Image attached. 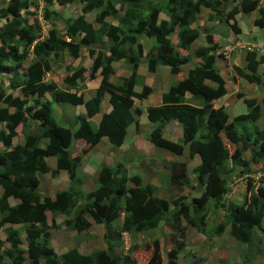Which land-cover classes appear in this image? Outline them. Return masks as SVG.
Listing matches in <instances>:
<instances>
[{"label": "trees", "instance_id": "16d2710c", "mask_svg": "<svg viewBox=\"0 0 264 264\" xmlns=\"http://www.w3.org/2000/svg\"><path fill=\"white\" fill-rule=\"evenodd\" d=\"M1 1L0 229L4 226V238L0 239V264H139L132 256L139 249L148 250L145 264H161L158 239L143 245L131 244L121 254L116 251L124 244L121 234L144 233L159 223L180 232L182 219L208 239L220 236L227 228L239 244L254 241L255 232L262 231L264 224L262 179H248L242 201H224L223 197L230 190L232 174L241 177L264 170V125L256 123L264 118V93L260 103L240 92L226 96L227 82L217 65L223 56L220 44L206 26L197 24L201 7L205 6L212 11L210 20L228 22L236 35L240 27L236 21H229L238 12L237 7L225 12L227 0H161L158 4L150 0H79L81 12L73 17L59 13L54 5L64 7L74 0H42L39 13L50 22L42 39L41 25L35 17L39 2ZM31 6L35 10H30ZM257 6L256 0L241 2V10L246 13ZM93 11L90 22L86 14ZM257 11L253 26L264 30V9L257 7ZM161 12L166 19L159 17ZM57 22H61L63 31L56 28ZM201 32L206 43L193 46ZM144 36L152 41L148 48ZM103 44L105 47H100ZM83 49L89 66L80 64L73 69L63 61L65 54L77 59ZM191 58L195 64L186 76L170 84L159 105L146 107V119L153 126L148 135L143 134L156 148L178 156L187 149L190 158L198 157L199 162L192 166L172 165V183L190 186V193L169 199L156 196L151 183L137 174L128 176L120 162L114 167L100 165L95 186L83 192L79 169L87 152L102 138L113 148L121 147L131 125L139 133L145 131L146 121L139 119L142 111L135 106V100L143 102L152 89L144 84L140 91L135 90L141 60L148 72L155 73L162 65L168 67L171 75L178 76L181 66ZM120 60L128 64L130 75L115 83L112 65ZM262 64L264 53L258 56L255 50L247 49L243 64L232 65L233 78L264 87V72H259ZM55 65L67 71L61 78L62 88L53 80H45ZM97 74L99 85L85 100L88 92H77L79 83ZM47 93H51L54 102L85 105L84 114L74 116L73 127L54 121ZM106 95L111 108L101 114ZM223 96L242 100L249 109L230 120L225 105L216 101ZM99 114L98 120L94 118ZM171 120L180 126L181 143L163 137V128ZM19 129L23 142L13 145ZM47 157L55 158L54 168L47 164ZM238 161L240 167L234 164ZM61 170L67 172L68 189L52 195L41 193L39 175L50 172L55 176ZM10 199L15 203L10 204ZM220 207L224 219L207 225L206 219ZM58 215L65 217L59 224ZM116 221L120 222L118 226ZM93 223L103 227V248L90 253L76 247L56 253L52 248L53 229L63 225L80 233L88 231ZM15 225L22 226L24 237ZM174 231L162 234L167 264H177L178 251L186 248ZM189 254L187 264H203L202 256Z\"/></svg>", "mask_w": 264, "mask_h": 264}, {"label": "rangeland", "instance_id": "374dc122", "mask_svg": "<svg viewBox=\"0 0 264 264\" xmlns=\"http://www.w3.org/2000/svg\"><path fill=\"white\" fill-rule=\"evenodd\" d=\"M36 2H39V8L37 11V17L38 22L41 25L40 31L42 33V39H45L46 37V29H48V26L50 24L49 21L44 20L42 18V15H40L39 11H41L42 6H43V1L42 0H35ZM161 0H150L151 3H156L158 4ZM243 0H227L225 3V12L230 10L233 7H237L238 12L234 15L233 20H230L229 23L236 21V23L240 27L239 33L236 35L233 33L231 26L228 24V22L224 21H212L209 19V15L212 12L209 8L202 6L201 7V12L198 14V20L197 24L199 26H206L208 28L209 33L211 32L214 34L216 40L220 44V50L221 54L223 56L219 57L217 60V65L219 66L221 73L223 76H225L226 79V86H227V94L226 96H232L235 92H240L244 97H247V99H255L257 102L260 103V99L264 93V87L262 86H256L253 83H248L244 79H240L238 77L233 78L234 70L232 68V65L236 63L237 65H242L243 64V57L245 54V51L247 49L250 50H255L259 55L264 53V30H260L253 26V20L255 17L258 15L257 7H263L264 9V0H256L257 2V7L252 8L251 10L248 11V13L243 12L241 10V2ZM249 1H254V0H249ZM2 1L0 0V3ZM81 3L79 0H74L71 4L68 6H59V5H54V9L58 11L59 13L63 15H69V16H76L81 12ZM30 10H35L34 6H31L29 8ZM139 9L143 11V6H140ZM144 14V13H141ZM94 11L91 13L86 14V18L88 21L92 22L94 18ZM163 18H167V16L162 12L161 15ZM54 19V17H53ZM53 19L51 21H53ZM31 20V19H29ZM54 22V21H53ZM1 24V22H0ZM56 28L61 32L63 31V25L61 22L56 23ZM148 39L147 37H143V41L146 42L145 46L148 48L150 45L148 44ZM205 35L201 32L200 36L197 38V40L193 43V46H201L206 43L205 41ZM151 42V41H150ZM176 42V40H175ZM148 45V46H147ZM100 47L104 48V44L100 45ZM190 53H192V47L190 49ZM64 62L70 63V66L72 68L78 67L80 64L84 66H89L90 60L88 59V56L86 54V51L83 49L82 52L80 53L79 57L77 59L71 58L69 55L65 54L63 57ZM194 58H191V60L181 66V73L176 76V75H171L165 76L163 73L159 74V77L156 79V81L151 85H148L151 87L152 92L149 94V96L140 103H143L145 105H155L158 100H161V96L157 95L158 90L162 88V83L166 82L168 84H173L176 82L179 78L186 76L187 71L193 67L195 64ZM29 61L27 60L26 63ZM141 63H144V60H141ZM162 66V65H160ZM129 67V66H128ZM119 68V66H117ZM66 69L64 67H57L55 65V68L52 69L51 72L46 73L45 75V80H53L54 82L57 83V85L62 88L61 85V78L66 74ZM146 73L147 70L146 68L142 67L139 71L137 69V79L135 83V90L140 91L141 87L146 84L144 81V78L142 79L140 77V74ZM259 72L263 73L264 72V64H262L259 67ZM130 75V71L127 72L125 75H122L123 78H128ZM114 76L113 80H116V83H119V78H116ZM100 80V77L98 78V81ZM90 81L89 78H86L83 82L79 83V88L76 90L77 92H80L81 90L84 92H88V94H85V100L90 98V96L93 95V91L87 89L86 83ZM82 85V86H81ZM147 85V84H146ZM170 86V85H169ZM98 87V86H97ZM89 90V91H87ZM167 90V87L165 88ZM47 100L51 101V107L50 110L52 112V116L54 121L57 124L60 125H69V126H74V114L77 112H82V110H85V105L84 104H79V105H70L67 103H59V102H54L51 100V93L46 94ZM107 99V95L105 96ZM226 97H222L217 101L218 104L225 105V109L227 113L229 114L230 120L232 117L235 115H238L240 113L246 112L249 107H247L242 100L236 99V98H231L228 100ZM137 100H135L136 102ZM229 101V102H226ZM226 102V103H225ZM138 103V102H136ZM136 106V105H135ZM263 114V110L261 111ZM98 117L100 116L97 115ZM142 119V118H139ZM144 124V133H138L140 137H143L147 139L145 136L146 134L148 135V132L152 129L153 124L147 121ZM179 128L177 129H172L171 133H169L166 129L162 131L163 137L172 140L177 143H181V129L176 120H173ZM258 125L261 127L264 125V118L261 117L259 120L256 121ZM18 136L14 138L13 140V145L16 143H22L23 142V136L22 133L20 132V129L18 131ZM145 134V135H143ZM131 136V134H130ZM130 136H127L126 138V148L124 150H119V148H114V152H110V154H107V144L105 142H101L96 148L91 149L86 155L83 156L81 167L83 164H87L89 166L90 170L95 169L94 167L101 164V162H105L106 164L111 165H116V162H120L127 173L128 176L137 174L143 177L145 180L149 179L147 177L146 173V165L144 163L146 162V159H148L150 156L153 157L155 160V165L153 164L152 167L154 166L153 173L155 175V181H152L153 183L156 182V176H157V182L155 183L157 190L159 191L160 186L162 184H165L163 182V177H165V181L168 183L169 187L161 190L162 195L166 196V199H169L175 195H188L191 191L190 186H183L179 189H174L173 187H176L172 183L171 175L172 172H174V169L172 165L174 163H184L185 165L192 166L195 161H193V158H190L187 154V149L186 153L182 156H178L172 153L167 152L164 149L161 148H154L152 145L151 147L153 150H148L145 145H142L141 150L133 151L131 147H129L128 143L131 141ZM148 143L152 144L148 139ZM45 140L42 142L41 145H44ZM125 143V141H124ZM123 143V145H124ZM122 145V146H123ZM2 147V144H0V148ZM138 149V148H137ZM80 149H78L79 151ZM138 152V153H137ZM149 152L150 155H147ZM110 159V160H109ZM115 160V164H113L112 161ZM109 160V161H108ZM157 160V161H156ZM195 160L199 159L196 156ZM235 165H238L240 167V162H235ZM97 168V167H96ZM98 169V168H97ZM148 173L151 172L152 168H149ZM176 173H178L180 170H175ZM80 172V169H79ZM260 173H264L261 171ZM40 176L41 179V184L39 186V191L41 192L42 189L44 188V185L46 183V180L43 178L44 176ZM97 176V173H95V177ZM191 176V175H190ZM250 177H254L255 179L260 178L258 174H243L241 177H236L234 174L230 176V182H229V192L226 196L227 201H242L244 195H245V187H246V182ZM253 178V179H254ZM94 183V179H90L89 181V188L91 189L90 185ZM177 183V182H176ZM171 184V185H170ZM167 193H170L171 195L168 196L166 195ZM160 195V194H159ZM161 196V195H160ZM168 196V197H167ZM216 209V208H215ZM220 211V212H219ZM223 209L220 208L214 215H210L206 221L207 225H215L217 224L220 220L224 219L223 216ZM116 225H119V221H116ZM63 226V225H62ZM21 232L20 235H24V229L22 226L15 225ZM64 229H67L70 234H66L63 231L64 230H54V236L52 237L53 241V247H55L56 250H54L56 253L57 251L61 250L63 243L64 246H70V247H77L79 248L80 252L84 253H90L93 250L101 249L105 246V243L103 242L102 235H103V227L98 224H92L89 228L88 231H83L80 233H76L71 231V229L66 228V226H63ZM181 231L178 233L177 231H174L175 229L173 227L172 230L175 232V237L179 241H183L186 244L185 250L178 251L177 253V260H179V264H187L189 261V253L193 252L198 256L203 257V264H264V224H263V230L262 231H256L255 232V239L252 243L250 244H239L237 241H235L228 233L227 228L220 234V236L213 235L209 239L206 238L205 236L201 235L198 233L195 229V227L190 226L186 223L184 219L181 220ZM171 228L167 226H162L159 230L158 233L160 240H162V263L161 264H167V258L164 255L163 248L165 245V240L163 238V233H171ZM4 226L0 229V239L2 240L4 238ZM154 233H157V230L150 234L146 233H129L128 236L122 237V240L124 242L123 246H119L116 248V251L119 253H125L127 250H125L128 246H131V244L137 243L143 245L145 242H149L150 240H153ZM122 235V234H121ZM170 235V234H169ZM260 239V241L258 240ZM51 244V242H50ZM130 244V245H129ZM160 244V243H159ZM141 247V246H139ZM125 248V249H124ZM65 250V249H63ZM61 250V252L63 251ZM190 251V252H189ZM148 250L144 251L143 249H139L138 251H133L132 256L136 259V261L139 264H145L147 262L148 258Z\"/></svg>", "mask_w": 264, "mask_h": 264}, {"label": "crops", "instance_id": "0c3cea01", "mask_svg": "<svg viewBox=\"0 0 264 264\" xmlns=\"http://www.w3.org/2000/svg\"><path fill=\"white\" fill-rule=\"evenodd\" d=\"M160 18L161 19H165V18H163L162 16H160ZM151 41V40H150ZM149 40H148V44L149 45H152V41L150 42ZM107 42V41H106ZM144 43H146V42H144ZM148 46V45H147ZM143 64H145V63H140V67H138V71L142 68V67H144L143 66ZM113 69H114V72L116 73L115 74V76L117 75V77L116 78H119V81H121V78H122V75H125L127 72H129L130 71V68L128 67V64L125 62V61H122V60H120V61H117L116 63H114L113 65ZM117 66H119V68H117ZM145 68V67H144ZM160 73H163L165 76H169V71H168V67L167 66H158L157 67V70L155 71V73H153V72H144L143 74H140V77L143 79L144 78V81H145V83L147 84V85H151L152 83L151 82H155L156 81V79L159 77V74ZM98 78H99V76H98V74L96 75V77L95 78H93V79H89L90 81H88L87 83H86V85H87V89H89L90 91L92 90H94L95 88H97V86L99 85V81H98ZM115 83H116V80H113ZM169 85L170 84H168V83H166V82H164V83H162V88H160L159 90H158V94L157 95H162V93L165 91V88L167 87H169ZM89 90H87V91H89ZM89 91V92H90ZM136 102H138V103H136ZM135 102V105H136V107H138L139 109H141V115L139 116L140 118H142V120H145V117H146V114H145V109H146V107H147V105H145V104H143V103H140V101H136ZM161 103V100H158L157 102H156V104L155 105H159ZM152 105V104H151ZM77 106V105H76ZM149 106V105H148ZM110 108H111V106H110V104L106 101V98H104L103 99V101L101 102V111H100V113L102 114V113H104V112H108L109 110H110ZM84 112H85V110L83 109L82 110V112H77V113H75L74 114V116L76 115V114H84ZM94 118H96L97 120H98V117H97V115L94 117ZM93 120V119H92ZM94 121V120H93ZM173 120H171L170 122H168L167 123V125L164 127V129H166L169 133H171V130L172 129H177V128H179L178 126H176V124L174 123V122H172ZM95 122V121H94ZM96 123V122H95ZM163 129V130H164ZM138 130H136L135 128H134V126H130V127H128L127 128V133H126V135H125V139H124V141H125V143H124V145L123 146H121V147H116V148H119V150H124V148H126V146H127V144H126V138H127V136H130V134H131V136H130V139H131V141L128 143V145H129V147H131L132 148V150L133 151H139V150H141L142 149V145H145L146 146V148L150 151V150H153V148L151 147V145L153 146V144H150V143H148V141H147V139H145V138H143V137H140V135H138ZM101 142H105V144H107V142H108V140L106 139V138H102L101 140H100V142L96 145V146H94L93 148H96ZM154 147V146H153ZM92 148V149H93ZM138 148V149H137ZM155 148V147H154ZM0 149H2V147L0 148ZM114 148H113V146L108 142V146H107V154H110V152H114V150H113ZM88 153V152H87ZM138 153V152H137ZM150 153L151 152H149L147 155H150ZM186 153V152H185ZM86 155V154H85ZM196 157V156H195ZM195 157L193 158V161H195V164L198 162V160H195ZM110 160V159H109ZM108 160V161H109ZM114 160V159H113ZM157 161V160H156ZM46 162H47V164L49 165V167L50 168H54L55 167V165H56V161H55V158L54 157H47L46 158ZM113 162V164H115V160L114 161H112ZM82 163V162H81ZM155 160L153 159V157L152 156H150L148 159H146V162L144 163V165H146V173H147V177L149 178L147 181L149 182V183H151L153 186H154V188H155V192H154V195H156V196H159V197H163V198H166V196L165 195H162V193H161V190L163 189V187H165V188H167V187H169V185H168V183L164 180L165 179V177H163V182L165 183V184H162L161 186H160V189H159V191L157 190V187L155 186L156 184V182H157V176H156V182L155 183H153L152 181H155V175H154V173H153V170H154V166L152 167V165L154 164L155 165ZM102 164H105V165H107V166H109V167H114V165H111V163L110 164H106L105 162H101V164L100 165H102ZM116 164H118L117 162H116ZM100 165H98L97 164V166H95L94 168L95 169H89L90 167L89 166H87V164H83V166L81 167V165H80V172H79V175H81V178H82V184L80 185V188L82 189V191L83 192H88L89 190H90V188H89V181H90V179H94V183L92 184V185H90V187H91V189L95 186V173H97V171H98V169H99V167H100ZM98 169H97V168ZM149 168H152V170H151V172L150 173H148V170H150ZM41 176H44L43 178L46 180V183H45V185H44V188L42 189V191H41V193H44V194H49V195H52V194H54L55 192H60V191H63V190H66V189H68V187H69V184H70V182H69V178H68V175H67V172L66 171H64V170H61L57 175H55V176H52L51 174H50V172L49 173H44V174H41ZM40 184H41V179H40ZM40 184H39V186H40ZM171 185V184H170ZM176 187H173L175 190L176 189H179V188H181V187H183V186H177V185H175ZM39 188V187H38ZM161 196H160V195ZM166 195H168V196H170L171 194L170 193H167L166 192ZM167 196V197H168ZM176 197V195L175 196H173V197H171V198H175ZM9 202H10V204H14L15 203V201L13 200V199H10L9 200ZM217 211H218V209H216ZM220 212V211H219ZM65 217L63 216V215H58V216H56V223L57 224H59L63 219H64ZM19 226V225H18ZM162 226H164L163 225V223H159V225L157 226V228H155L154 230H150V231H147V232H144V233H146V234H150L151 235V233L152 232H154L155 230H157V233L155 234L154 233V235H156V236H154L153 238H156V239H158V241H159V243H160V248L162 249V240H160L159 239V237H157L158 235H159V233H158V230L162 227ZM169 226V225H168ZM170 228H171V226H169ZM54 230L55 229H53L52 230V235H51V240H50V242H51V246H52V248L54 249V250H56L55 249V247H53V241H52V237L54 236ZM57 230H64L63 232L64 233H66V234H70V232L67 230V229H64V227L63 226H59V228L57 229ZM171 230H172V228H171ZM54 232V233H53ZM72 233H73V231H72ZM137 234H141V233H137ZM21 237H24V235H21ZM23 246H25L24 244H23ZM74 247V246H73ZM76 247V246H75ZM67 248H70V246H64V243H63V246H62V248H61V250H63V249H67ZM77 248V247H76ZM61 250H59V252L61 251ZM78 250H80L79 248H78ZM58 252V251H57ZM163 260V259H162ZM177 264H179V260H177Z\"/></svg>", "mask_w": 264, "mask_h": 264}, {"label": "clouds", "instance_id": "9594fccd", "mask_svg": "<svg viewBox=\"0 0 264 264\" xmlns=\"http://www.w3.org/2000/svg\"><path fill=\"white\" fill-rule=\"evenodd\" d=\"M161 13H162V12H161ZM161 13L159 14V17H160V15H161ZM165 19H166V18H165ZM150 46H151V45H150ZM122 61H124V60H122ZM125 62H126V61H125ZM98 76H99V75H98ZM244 80H245V79H244ZM248 83H249V82H248ZM253 84H254V83H253ZM256 86H257V85H256ZM263 172H264V170H263ZM255 174H262V173L258 172V173H255ZM259 176H260V178L262 179V182H263L264 177H263L262 175H259ZM227 194H228V193H226V194L224 195V197H223V200H224V201H227V200H225ZM220 208H221V207H220ZM220 208H219V209H220ZM126 233H127V232H126ZM127 234H128V233H127ZM127 236H128V235H127ZM122 237H124V236H123V232H122ZM127 248H128V247H127Z\"/></svg>", "mask_w": 264, "mask_h": 264}, {"label": "built area", "instance_id": "2783aa9c", "mask_svg": "<svg viewBox=\"0 0 264 264\" xmlns=\"http://www.w3.org/2000/svg\"><path fill=\"white\" fill-rule=\"evenodd\" d=\"M258 175H262V176L264 177V173H262V174H258ZM262 184L264 185V179H263ZM123 236L126 237V236H127V233H126V232H123Z\"/></svg>", "mask_w": 264, "mask_h": 264}]
</instances>
